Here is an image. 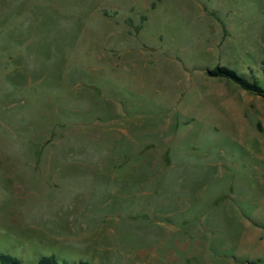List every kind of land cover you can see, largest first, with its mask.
Segmentation results:
<instances>
[{
  "label": "rangeland",
  "instance_id": "1",
  "mask_svg": "<svg viewBox=\"0 0 264 264\" xmlns=\"http://www.w3.org/2000/svg\"><path fill=\"white\" fill-rule=\"evenodd\" d=\"M218 65L264 87V0H0V264H245L264 97Z\"/></svg>",
  "mask_w": 264,
  "mask_h": 264
},
{
  "label": "crops",
  "instance_id": "2",
  "mask_svg": "<svg viewBox=\"0 0 264 264\" xmlns=\"http://www.w3.org/2000/svg\"><path fill=\"white\" fill-rule=\"evenodd\" d=\"M264 197V194H263ZM237 211L240 210L237 206ZM237 213L236 224L242 223L245 227V241L248 246L245 253L247 262H255L261 260L264 264V205L255 210L253 207L245 211V215L239 220ZM240 259V256L236 254L235 260ZM235 264H242L238 261ZM253 264V263H252Z\"/></svg>",
  "mask_w": 264,
  "mask_h": 264
},
{
  "label": "trees",
  "instance_id": "3",
  "mask_svg": "<svg viewBox=\"0 0 264 264\" xmlns=\"http://www.w3.org/2000/svg\"><path fill=\"white\" fill-rule=\"evenodd\" d=\"M208 75L218 78H226L234 81L243 89L264 97V87L257 80H250L236 69L229 66L218 65L211 69H208ZM4 264H18V260L8 255H2ZM38 264H55L53 257L42 258Z\"/></svg>",
  "mask_w": 264,
  "mask_h": 264
}]
</instances>
